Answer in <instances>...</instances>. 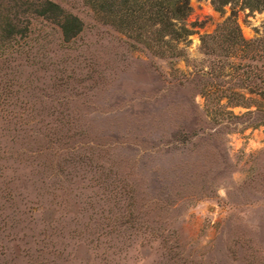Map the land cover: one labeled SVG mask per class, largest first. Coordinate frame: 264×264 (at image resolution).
Instances as JSON below:
<instances>
[{"label": "rangeland", "instance_id": "obj_1", "mask_svg": "<svg viewBox=\"0 0 264 264\" xmlns=\"http://www.w3.org/2000/svg\"><path fill=\"white\" fill-rule=\"evenodd\" d=\"M52 1L75 37L24 14L0 44V264H264L261 113L213 124L193 74L214 73L199 36L232 10L252 39L264 13L188 0L184 53L162 57L85 0Z\"/></svg>", "mask_w": 264, "mask_h": 264}, {"label": "trees", "instance_id": "obj_2", "mask_svg": "<svg viewBox=\"0 0 264 264\" xmlns=\"http://www.w3.org/2000/svg\"><path fill=\"white\" fill-rule=\"evenodd\" d=\"M85 1L92 11L100 12L112 27L137 30L135 38L144 32L149 42L143 46L151 54L178 57L184 53L179 44L191 33L183 24L190 11L188 0ZM231 2L237 1L210 0L218 12L222 11L223 5ZM239 3L240 8L264 13V0H240ZM24 14L55 24L63 41H69L82 29L81 20L55 1L0 0L1 45L26 32V25L18 21ZM233 15L231 10L230 15L211 33L199 36V47L202 54L209 57L214 73L211 70L210 73H193L196 77L194 81L198 82L196 87H199L196 94L202 98L205 116L213 124L225 125L231 118L248 115L250 110L236 115L231 109L250 106H255L256 112L261 113L259 120L253 124H264V29L256 37L244 39ZM191 119L198 122L196 116L192 115Z\"/></svg>", "mask_w": 264, "mask_h": 264}]
</instances>
